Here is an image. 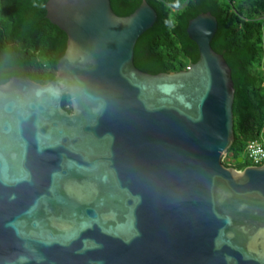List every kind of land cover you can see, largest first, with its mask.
<instances>
[{
  "label": "water",
  "instance_id": "1",
  "mask_svg": "<svg viewBox=\"0 0 264 264\" xmlns=\"http://www.w3.org/2000/svg\"><path fill=\"white\" fill-rule=\"evenodd\" d=\"M45 10L66 34L54 78L0 83V264H264V162H222L234 87L215 16L187 23L196 62L151 74L133 62L145 0Z\"/></svg>",
  "mask_w": 264,
  "mask_h": 264
},
{
  "label": "trees",
  "instance_id": "2",
  "mask_svg": "<svg viewBox=\"0 0 264 264\" xmlns=\"http://www.w3.org/2000/svg\"><path fill=\"white\" fill-rule=\"evenodd\" d=\"M47 0H0V83L16 74L45 84L56 74L66 34L46 17ZM143 0H110L114 13L126 16ZM157 14L137 39L134 65L151 74L187 69L198 59L188 37V21L210 12L217 30L210 42L231 70L234 139L225 153L227 167L250 165L246 146L264 129V0H145ZM165 21H169L168 24ZM242 158L239 161V158Z\"/></svg>",
  "mask_w": 264,
  "mask_h": 264
},
{
  "label": "built area",
  "instance_id": "3",
  "mask_svg": "<svg viewBox=\"0 0 264 264\" xmlns=\"http://www.w3.org/2000/svg\"><path fill=\"white\" fill-rule=\"evenodd\" d=\"M246 157L250 165H260L264 162V129L258 138L247 143Z\"/></svg>",
  "mask_w": 264,
  "mask_h": 264
},
{
  "label": "clouds",
  "instance_id": "4",
  "mask_svg": "<svg viewBox=\"0 0 264 264\" xmlns=\"http://www.w3.org/2000/svg\"><path fill=\"white\" fill-rule=\"evenodd\" d=\"M173 8L179 9L181 7V0H175V3L172 5ZM166 24L169 23V21H165Z\"/></svg>",
  "mask_w": 264,
  "mask_h": 264
},
{
  "label": "rangeland",
  "instance_id": "5",
  "mask_svg": "<svg viewBox=\"0 0 264 264\" xmlns=\"http://www.w3.org/2000/svg\"><path fill=\"white\" fill-rule=\"evenodd\" d=\"M222 160H225L226 162L230 161L228 157H225V154H222Z\"/></svg>",
  "mask_w": 264,
  "mask_h": 264
}]
</instances>
